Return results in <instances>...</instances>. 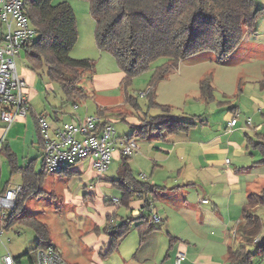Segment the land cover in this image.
<instances>
[{
  "label": "crops",
  "instance_id": "0c3cea01",
  "mask_svg": "<svg viewBox=\"0 0 264 264\" xmlns=\"http://www.w3.org/2000/svg\"><path fill=\"white\" fill-rule=\"evenodd\" d=\"M74 14L78 38L72 49L74 47L81 48V53L74 58L97 59L95 61L98 64L93 68L92 73L89 72V89L82 88L87 95L81 100H85V103L90 99L92 106L88 104L90 108L87 107L79 112L72 110L67 119H63L60 115L63 112L61 106L58 108L52 107L51 111L48 112L41 110L39 106L33 103L39 93L37 90V73L29 67L25 49L22 48L16 56L15 65L17 74L26 82L25 90L29 96L30 109L25 117L16 118L6 130L3 129L5 123L0 118L1 148H8L10 152L15 154L16 158L18 144L23 147L34 144L39 146L36 118L40 114L46 116L50 128H54L65 122H80L86 116L96 114L97 109H105L104 116L108 118L109 113L115 112L116 107L121 103L115 101L120 94L123 98L122 103L125 104L124 91L121 88L124 73L118 68L115 60L109 58L108 52L98 50L93 36L94 20L92 16L88 12L86 20L84 19L85 22L82 21L84 24L86 23V29L90 30L89 35L82 37L80 28L83 25L80 27L76 12ZM3 31L4 26L0 21V38ZM191 61L190 58L182 59L177 68L170 71L164 79L158 81L156 86L149 87L152 88L156 102L171 107L173 99L177 100L189 96L185 87H194V85L198 86L197 96H195L198 99L197 101L206 103L214 98V85H212V94L209 98L200 94L199 82L206 76L204 74L197 76L189 74L191 72L188 68ZM220 64L232 65L235 63L227 58L220 61ZM222 71V76L228 79L229 75L227 73L231 70ZM263 73L264 70L257 77L250 78L244 68H239L232 75L233 80L238 81L236 89L240 92L238 100L234 103H232L233 101H227L229 103L224 101V104L212 107L209 112L211 117H205V114L196 117L195 114H192L196 118L195 123L185 130L174 133L164 132L163 136L157 132H152L154 135L149 133L145 136L147 141L145 144L143 142L141 144L137 143L138 148L135 153H140L141 157L146 156L144 159L148 160L140 166L141 173L138 178L159 186L154 193L132 195L127 199V202H124L122 198L118 199L119 202L120 200L123 202L120 204L128 208L129 216L134 220L135 226L139 230L140 246L146 236L154 230L145 233L142 240H140V232L151 222L150 216H148L151 214V206L160 216L161 223L166 224L167 234L172 241L166 250V256L172 254L173 260L176 252L183 250L186 253L184 264H228L226 260L228 249L244 244L240 226L243 223L242 208L248 200L249 193L253 192L261 197L260 202L254 208L264 206V164L258 163L261 154L256 149H250L247 141L249 137L253 140L258 139V134L264 140V91L259 87V81L263 78ZM171 77L176 78L169 80ZM167 81H169L168 89L163 86ZM247 85L249 86L247 92L249 107L242 101ZM73 106L74 109L78 107L77 105ZM235 108L240 110V114L245 110L251 116L244 115V119L237 121L233 126L236 128L231 132L228 129V122L232 118ZM123 109L125 112L123 116L117 113L115 115L117 114L125 120L130 111L126 108ZM214 114L217 116L213 117ZM147 115L150 116L148 113ZM143 117H145L144 113L142 116L137 115L134 121H131V132L129 134L132 133L133 125L140 124ZM247 118H250V124H247ZM249 131L253 134L251 135ZM239 133H243L242 136ZM39 148L42 152V147L39 146ZM1 154L3 153L0 150V156ZM113 157L120 161L121 153L114 150L111 159ZM30 160L32 159L22 165L27 164ZM84 161L88 164L87 173L90 175L88 178L93 179L102 176L103 173L101 176L96 173L90 157H84L77 161L73 165L74 173L85 174V171H82ZM3 175L0 161V188L22 184L21 174L18 183L4 181ZM59 175L69 177L71 174ZM118 186L122 190V197L128 195L129 190H126L120 184ZM88 187L94 189L95 184H90ZM186 188L195 192L193 196H196L197 202H195L193 196L188 198L189 200L187 199ZM91 194H94V192ZM112 199H103V203L105 200L111 201ZM203 199L207 201L203 202ZM111 204L120 205L119 203ZM146 205H149V207H146ZM107 215L109 224L113 226L119 223H116L113 212H106L103 222L108 223L105 218ZM173 215H178L180 220L178 231H176L177 227H173L172 224ZM121 221H124V219H121ZM103 231L106 237L103 236L99 240L102 244L109 242V235L104 227ZM263 236L264 226L257 235V239ZM234 241H237V246L230 244ZM52 245L58 250L55 243H52ZM96 246H98V243H96ZM155 249H151L152 252ZM100 254L101 252H99ZM145 256H148V254ZM187 258L191 262L187 261Z\"/></svg>",
  "mask_w": 264,
  "mask_h": 264
},
{
  "label": "trees",
  "instance_id": "16d2710c",
  "mask_svg": "<svg viewBox=\"0 0 264 264\" xmlns=\"http://www.w3.org/2000/svg\"><path fill=\"white\" fill-rule=\"evenodd\" d=\"M89 13L94 20L93 36L100 51L111 54L118 68L124 73L121 88L124 91V103L133 109H139L137 99L126 91L134 76L152 68V63L165 60L152 68L150 83L153 86L177 68L179 62L202 51H213L217 60L227 57L242 40L244 34L255 26L256 19L264 13V7L257 6L256 0H87ZM25 14L38 36L26 43L27 63L35 71L45 69L47 78L59 83L65 99L76 105L77 100L86 97L82 87L78 86L85 71L92 73L94 60L89 58H72L69 52L78 38L75 14L66 1L53 3V0H23ZM264 91V73L259 81ZM200 94L209 98L212 85L209 77L199 82ZM148 106L156 107L160 113L147 115L141 123L133 125V137L143 138L149 133H174L185 130L195 123L196 118L171 115L169 105L154 100L152 88L145 93ZM105 109H97L96 114L105 117ZM119 114V113H118ZM124 114H120L123 116ZM198 117V116H197ZM103 124V123H102ZM38 143L43 146L37 122ZM248 138L249 145L258 150L261 158L258 163L264 164V140ZM11 172L21 174V190L17 195L16 205L9 212L6 228L13 223L26 224L37 237L35 252L38 248L52 245L49 230L45 222L32 215L24 214V201L28 197L43 193L41 176L46 170L34 169V159L25 165H18L17 158L8 148H1ZM128 156L121 154L118 167V182L128 195L122 200L127 202L130 196L139 193H154L159 186L150 184L133 176ZM74 166L63 168L58 174L74 173ZM260 196L249 193L247 202L242 208L241 224L244 244L229 248L226 260L230 264H253V253L247 245H255V251L264 258V236L257 235L264 226L262 218L253 212L260 202ZM149 207V205H146ZM157 228L152 222L140 232V240L145 233ZM129 231V223L121 221L107 230L109 243L107 251L116 247L115 238H122ZM28 264H36L35 256L26 251L23 253ZM21 256H15L21 264Z\"/></svg>",
  "mask_w": 264,
  "mask_h": 264
},
{
  "label": "rangeland",
  "instance_id": "374dc122",
  "mask_svg": "<svg viewBox=\"0 0 264 264\" xmlns=\"http://www.w3.org/2000/svg\"><path fill=\"white\" fill-rule=\"evenodd\" d=\"M63 0H53V3H57ZM80 22V33L83 37L89 35L90 30L86 29L85 22L89 12V4L87 0H66ZM256 5L264 7V0H256ZM87 15V16H86ZM82 19V20H81ZM85 19V20H84ZM36 33L34 39L37 38ZM84 36V37H85ZM77 46V45H76ZM76 48V49H75ZM81 53L80 47H74L70 50L69 56L76 57ZM111 60H115L114 57L108 53ZM191 63L189 71L192 76L204 74L209 77L211 85H214L213 99L208 102L197 101L198 86H189L187 89L189 96L179 99H173L171 108V115H184L192 116L198 115L210 116L211 108L219 106L227 101L238 100L239 90L237 88V80H233L235 72L240 68L248 73L250 78L257 77L260 72L264 70V13L261 14L257 19L255 26L247 31L237 47L227 57L221 59L224 61L228 58L229 61L234 62L232 65L220 64L217 60L216 54L213 51H202L194 55L188 56ZM95 59V58H94ZM97 60V59H95ZM94 60V67H96L97 61ZM165 59L159 58L152 63V68L160 65ZM18 61V58H17ZM152 68L134 76L131 83L127 86L126 91L135 96L139 109H133L131 106L122 103V95L120 94L115 101H119V105L116 107L115 112L109 113L108 118L113 124L116 132V136L123 134L129 135L131 132V123L137 115L142 116L143 113L147 112L150 115L159 113L156 107L148 106V96L146 94L141 95V92H145L153 84L150 83ZM222 70H228L227 73L229 78L222 76ZM37 73V90L38 95L34 99V104L40 107L43 111H51L52 107H62L63 112L60 114L63 119L69 117V113L73 110L82 111L85 108L92 106L90 99L85 103L83 100H77V109H74L71 101L65 99L64 93L58 82L49 80L46 75L44 68L36 71ZM176 77H171L169 80H174ZM89 71H85L82 75L78 86L89 89L90 84ZM246 79L245 77L243 78ZM163 84L164 88L168 89V84ZM173 82V81H172ZM158 83V82H157ZM156 83V84H157ZM155 84V86H156ZM242 84V83H241ZM245 88V96L243 97L244 104L249 107L248 97V85ZM64 99V100H63ZM222 101V102H219ZM32 103V104H33ZM88 104L90 106H88ZM128 111V116L121 119L118 115L125 114L124 109ZM115 113H119L118 115ZM244 115L251 116L243 110L237 119L240 121L244 119ZM217 116L216 114L213 115ZM212 117V118H213ZM132 121V122H131ZM255 122V120H254ZM236 128V127H235ZM232 127V131L235 129ZM229 130V131H231ZM231 131V132H232ZM252 135L251 131H249ZM154 135V133H152ZM242 134L243 133H239ZM144 138V139H143ZM137 137V143L144 144L147 142L146 138ZM17 144V143H16ZM15 147V146H14ZM250 149L254 150L251 146ZM17 164L22 165L29 159L34 160L35 171L43 169L42 165V152L36 144L17 146ZM118 152V150H115ZM146 156L141 157L140 153H135L129 158V166L132 174L135 178L139 179L140 166L148 162ZM1 168L4 173L3 180L9 181L10 183H18L20 181V174L18 172H11L10 165L6 157L1 154L0 156ZM87 162L84 161L82 171L84 173H72L69 177L60 176L56 172L46 170L41 176V189L43 193L28 197L24 201V214L32 215L37 219L46 223L49 235L52 243L56 244L58 250L62 253V257L69 263L78 264H174L172 254L166 256V250L169 244L172 242L169 235L167 234L166 224L161 222L154 224L157 228L149 233L148 236L143 240V244L139 245V230L135 226L134 220L129 216L128 208L120 203L103 199L111 198H122V190L118 186V167L120 161L113 157L108 164L107 169L103 172L101 177H94L93 179L88 178L90 176L87 173ZM145 173V172H143ZM146 174V173H145ZM95 184L94 189H90L88 186ZM86 185V186H84ZM186 197L192 198V190L186 188ZM94 192V194H91ZM195 202H197L196 196H193ZM189 200V199H188ZM105 204V205H104ZM254 213L261 216L264 221V206L256 207L252 209ZM106 212H113L116 223L120 222L121 219L126 220L130 223L129 232L123 238H115L116 247L111 251H107L108 243H100V239L106 237L104 229L107 231L111 228L109 224L108 215L105 217L106 221L103 222V217ZM150 216V215H148ZM150 218V217H149ZM106 223V225H105ZM144 224V223H143ZM173 227L179 229L180 220L178 215H173L172 220ZM105 225V226H104ZM0 254H2L6 247L8 252L13 256H21V264H28V259L24 252L28 251L35 256V246L37 237L31 227L26 224L13 223L10 227L5 228L0 236ZM106 240V239H105ZM146 242V244H145ZM98 243V246H96ZM231 245L237 246V241L230 243ZM140 246V247H139ZM247 247L253 253L252 262L253 264H264V258H261L255 251V245H247ZM156 248L152 252L151 249ZM99 252L101 254L99 255ZM182 252H184L182 250ZM146 253V254H143ZM185 253V252H184ZM136 254V256H135ZM148 256H145L147 255ZM186 256V253H185ZM187 261L191 262L189 258ZM184 264V260L181 262ZM180 263V264H181ZM228 264H230L228 262Z\"/></svg>",
  "mask_w": 264,
  "mask_h": 264
},
{
  "label": "built area",
  "instance_id": "2783aa9c",
  "mask_svg": "<svg viewBox=\"0 0 264 264\" xmlns=\"http://www.w3.org/2000/svg\"><path fill=\"white\" fill-rule=\"evenodd\" d=\"M0 21L4 26L0 38V118L5 123L3 129L6 130L16 118L25 117L30 109L26 82L16 72L15 59L23 46L34 40L37 32L25 14L23 0H0ZM239 115L240 110L235 108L228 122L229 130L236 124ZM36 119L43 140L42 165L51 172L57 173L84 157H90L93 168L101 176L110 163L114 150L131 157L138 148L135 137L130 134L116 136L109 118H102L97 114L88 115L80 122H65L54 128H50L46 116L40 114ZM246 122L250 124V118ZM20 190V184L0 188V236L6 228L9 212L16 205ZM113 201L118 203L117 198H113ZM150 208V221L153 224L160 223V216L152 206ZM2 246L5 251L0 254V264H17L3 243ZM185 258V253L178 250L174 262L180 264ZM35 263L73 264L67 262L53 245L38 248Z\"/></svg>",
  "mask_w": 264,
  "mask_h": 264
}]
</instances>
